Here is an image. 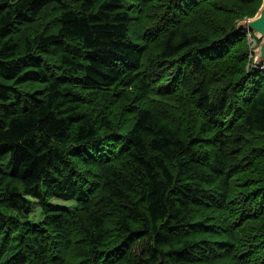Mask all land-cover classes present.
<instances>
[{
	"label": "trees",
	"instance_id": "trees-1",
	"mask_svg": "<svg viewBox=\"0 0 264 264\" xmlns=\"http://www.w3.org/2000/svg\"><path fill=\"white\" fill-rule=\"evenodd\" d=\"M261 1L0 0V264H264Z\"/></svg>",
	"mask_w": 264,
	"mask_h": 264
},
{
	"label": "rangeland",
	"instance_id": "rangeland-1",
	"mask_svg": "<svg viewBox=\"0 0 264 264\" xmlns=\"http://www.w3.org/2000/svg\"><path fill=\"white\" fill-rule=\"evenodd\" d=\"M226 13L228 12V14H226V17H227V23H226V26L228 28L234 26L239 20L245 18V17H250V16H247L250 14H253L255 12V6H249L245 11V16L242 17L240 16L239 14H241V11H237V9L233 10V9H226L225 10ZM238 13V14H237ZM226 17H222V22L225 21V18ZM246 33V41H245V44L247 45V50L250 52V57L253 58L255 57V54H253L251 52V49L255 47V45L257 44V40L255 39V37L253 38V34H251L249 31H245ZM258 67H260L261 69H264V64H261V65H258ZM22 195L24 196V198L27 200V202L29 203V206L31 208V215H30V222L31 223H37L38 220L40 219L41 217V214H40V206L38 205V201L37 199H34L30 194H27V193H22ZM51 202L55 203L56 205L58 206H61V207H65V208H68V209H71L73 210L75 208V204L74 202H67V201H63V200H60V199H51Z\"/></svg>",
	"mask_w": 264,
	"mask_h": 264
},
{
	"label": "water",
	"instance_id": "water-1",
	"mask_svg": "<svg viewBox=\"0 0 264 264\" xmlns=\"http://www.w3.org/2000/svg\"><path fill=\"white\" fill-rule=\"evenodd\" d=\"M234 29L235 31H249L254 35L257 44L251 49V52L255 54L252 65L258 67V65L264 64V0L261 1L253 16L239 20Z\"/></svg>",
	"mask_w": 264,
	"mask_h": 264
},
{
	"label": "bare ground",
	"instance_id": "bare-ground-1",
	"mask_svg": "<svg viewBox=\"0 0 264 264\" xmlns=\"http://www.w3.org/2000/svg\"><path fill=\"white\" fill-rule=\"evenodd\" d=\"M144 1H145V0H144ZM144 1L141 0V2H143V3H144ZM146 1H148V0H146ZM155 1H156V0H155ZM158 1H159V0H158ZM149 2H150V1H149ZM146 3H147V2H146ZM151 3H152V0H151ZM151 3H150V4H151ZM153 3H154V2H153ZM153 3H152V4H153ZM157 3H158V2H157ZM147 4H148V3H147ZM141 6H142V5H141ZM144 6H145V5H144ZM146 6H148V5H146ZM146 6H145V8H146ZM154 7H155V6H154ZM156 8H157V7H156ZM150 9H151V8H150ZM154 10L156 11V9H154ZM154 10H153V12H155ZM145 11H146V10H145ZM159 11H160V10H159ZM159 11H158V12H159ZM139 12H140V11H138V13H139ZM158 12H157V13H158ZM143 13H144V11H143ZM143 13H142V14H143ZM147 14H148V12H147ZM151 14H152V13H151ZM151 14H150V16H151ZM158 14H159V13H158ZM135 15H136V14L132 15V16H134L133 18H135ZM152 15H153V14H152ZM155 15H156V14H155ZM161 15H162V14H161ZM170 15H171V14H170ZM138 16H139V15H138ZM140 17H141V16H140ZM166 17H167V16H166ZM166 17H165V18H166ZM170 17H171V16H170ZM144 18H145V17H144ZM144 18H143V17L141 18V19H142V20H141V21H142L141 23H143ZM152 18H154V17H152ZM130 19H131V18H130ZM138 19H139V17H138ZM149 19H150V18H149ZM149 19H148V20H149ZM158 19H159V18H158ZM139 20H140V19H139ZM145 20L147 21V17L145 18ZM151 20H152V19H151ZM153 20H154V21H157V19H156V20L153 19ZM131 21H132V19L130 20V22H131ZM146 21L144 22L145 25L150 23V20H149L148 23H146ZM175 22H176V21H175ZM127 23H128V22H127ZM167 23H168V22H167ZM130 24H131V23H130ZM130 24L127 25V26L129 27ZM151 24H153V21H152ZM151 24H150V25H151ZM156 24H157V23H156ZM153 25H155V24H153ZM168 25H169V24H168ZM170 25H171V24H170ZM176 25H177V24H176ZM176 25H175V26H176ZM155 26L157 27V25H155ZM155 26H154V27H155ZM161 26H163V25H161ZM173 26H174V25H173ZM163 27H165V26H163ZM167 27H168V26H167ZM146 28H147V27H146ZM149 28H150V27H149ZM151 28H152V27H151ZM151 28H150V29H151ZM169 28H171V26H170ZM169 28H167V29H168L167 32L170 30ZM162 29H163V28H162ZM171 29H172V28H171ZM142 30H143V29H142ZM142 30H140V31H142ZM146 30H147V29H146ZM127 32H128V31H127ZM131 32H132V31H131ZM143 32H144V31H143ZM167 32H165V33H167ZM125 33H126V32H125ZM135 33H137V32H135ZM147 33H148V32H147ZM152 33H153V31H152ZM154 33H155V32H154ZM161 33H162V32H161ZM163 33H164V32H163ZM138 34H139V33H138ZM159 34H160V33H159ZM72 35H73V34H72ZM123 35H124V34H123ZM127 35H128V34H127ZM68 36H69V35H68ZM132 36H133V35H132ZM143 36H144V35H143ZM143 36H142V37H143ZM152 36H153V35H152ZM159 36H160V35H159ZM163 36H164V35H163ZM150 37H151V36H150ZM128 38H129V37H128ZM132 38H133V37H132ZM134 38H135V37H134ZM140 38H141V37H140ZM140 38H139V39H140ZM100 39H101V38H100ZM121 39H122V38H121ZM144 39H145V37H144ZM146 39H147V37H146ZM156 39H157V36H156ZM163 40H164V39H163ZM119 41H120V40H119ZM145 41H146V40H145ZM159 41H161L160 38H159ZM148 42H149V41H148ZM156 42H158V41H156ZM150 43H152V42L150 41ZM154 43H155V42H154ZM145 44H146V43H145ZM139 45H140V44H139ZM151 45H152V44H151ZM151 45H150V48H151ZM147 46H148V45H147ZM145 47H146V46H145ZM100 48H101V47H100ZM141 48H142V47H141ZM54 50H55V49H54ZM146 51H148V50H146ZM51 52H52V51H51ZM140 52H141V51H140ZM48 53H49V52H48ZM103 53H105V52H103ZM140 54H141V53H140ZM147 54H148V52H147ZM121 56H122V55H121ZM94 58H95V57H94ZM96 58H97V57H96ZM102 58H103V56H102ZM127 59H128V58H127ZM135 62H136V61H134V63H135ZM83 64H84V63H83ZM139 64H140V63H139ZM113 65H115V64H113ZM137 65H138V64H137ZM50 68H51V67H50ZM106 68H107V67H106ZM118 68H119V67H118ZM54 69H56V68H54ZM48 71H50V70H48ZM60 71H61V70H60ZM60 71H59V72H60ZM51 73H52V72H51ZM51 73H50V74H51ZM118 73H119V72H118ZM121 73H122V72H121ZM130 73H131V72H130ZM78 75H79V74H78ZM75 76H76V75H75ZM65 77H66V76H65ZM68 77H69V76H68ZM136 77H137V76H136ZM47 78H48V77H47ZM128 80H129V78H128ZM39 81H41V80H39ZM46 81H47V80H46ZM65 81H66V80H65ZM120 81H121V80H120ZM134 81H136V80H134ZM42 82H43V81H42ZM66 82H67V81H66ZM68 82H69V81H68ZM68 82H67V83H68ZM150 82H151V81H150ZM31 83H32V82H31ZM43 83H44V82H43ZM65 84H66V83H65ZM72 84H73V83H72ZM130 85H131V84H130ZM87 86H88V85H87ZM87 86H86V87H87ZM94 86H95V85H94ZM133 86H134V85H133ZM133 86H132V88H133ZM27 87H28V85H27ZM37 87H38V86H37ZM37 87L35 86V88H37ZM70 87H71V86H70ZM105 87H106V86H105ZM46 88H47V87H46ZM74 88H75V87H74ZM134 88H135V87H134ZM69 89H71V88H69ZM72 89H73V88H72ZM100 89H101V88H100ZM141 89H142V88H141ZM24 90H25V89H24ZM89 90H90V89H89ZM26 91H27V90H26ZM38 91H39V90H38ZM78 91H80V90H78ZM78 91H77V92H78ZM85 91H86V90H85ZM104 91H105V90H104ZM83 92H84V91H83ZM96 93H98V91H97ZM122 93H123V92H122ZM35 94H36V93H35ZM72 94H73V93H72ZM89 94H90V93H89ZM106 94H107V93H106ZM134 94H135V93H134ZM37 95H39V93H38ZM43 95H44V93H43ZM83 95H84V93H82V96H83ZM100 95H101V94H100ZM21 96H22V95H21ZM25 96H26V95H25ZM89 96H90V95H89ZM101 96H102V95H101ZM111 96H112V95H111ZM127 96H129V95H127ZM38 97H39V96H38ZM40 97H41V96H40ZM74 97H75V96H74ZM131 97H132V96H131ZM133 97H134V96H133ZM23 98H25V97L23 96L22 99H23ZM35 98H36V97H35ZM44 98H45V97H44ZM81 98H82V97H81ZM20 99H21V98H20ZM22 99H21V100H22ZM76 99H77V98H76ZM91 99H92V98H91ZM93 99H94V97H93ZM101 99H102V97H101ZM14 100H15V99H14ZM87 100H88V99H87ZM102 100H103V99H102ZM25 101H26V100H25ZM93 101H94V100H93ZM99 101H100V100H99ZM136 101H137V99H136ZM9 102H10V101H9ZM31 102H32V101H31ZM76 102H77V101H76ZM80 102H81V101H80ZM97 102H98V101H97ZM111 102H112V101H111ZM28 103H29V102H28ZM78 103H79V101H78ZM9 104H10V103H9ZM22 104H24V101L22 102ZM30 104H31V103H30ZM30 104H29V105H30ZM90 104H91V103H90ZM96 104H97V103H96ZM18 105L20 106L21 104H18ZM25 105H26V104H25ZM25 105H24V106H25ZM91 105H92V104H91ZM110 105H111V104H110ZM21 107H22V106H20V108H21ZM29 107H30V106H28L27 108H29ZM31 107H32V106H31ZM73 107H75V106H73ZM113 107H114V106H113ZM23 108H24V107H23ZM21 109H22V108H21ZM94 109H95V108H94ZM118 109H119V108H118ZM77 110H78V109H77ZM87 110H88V109H87ZM74 111L76 112V109H75ZM78 111H79V110H78ZM88 111H89V110H88ZM77 113H78V112H77ZM59 114H60V113H59ZM56 116H57V115H56ZM125 119H126V118H125ZM92 120H93V119H92ZM119 120H120V119H119ZM121 120H122V119H121ZM106 121H107V120H106ZM120 122H121V121H120ZM136 122H137V121H136ZM136 122H135V123H136ZM129 123H130V122H129ZM94 124H96V121H95ZM162 124H163V123H162ZM63 125H64V124H63ZM122 125H124V124H122ZM130 125H131V124H130ZM133 125H134V124H133ZM124 126H125V125H124ZM97 129H98V128H97ZM108 130H109V129H108ZM92 132H93V129H92ZM93 133H94V132H93ZM70 134H72V133H70ZM9 136H10V135H9ZM69 136H70V135H69ZM69 136H68V137H69ZM92 136H93V135H91V137H92ZM96 136H97V135H96ZM70 137L72 138V136H70ZM81 137H82V136H81ZM84 137H85V136H84ZM84 137H83V138H84ZM19 139H20V138H19ZM53 139H54V138H53ZM79 140H80V139H79ZM85 140H86V139H85ZM12 142H13V141H12ZM90 142H91V140H90ZM15 144H16V143H15ZM83 145H84V144H83ZM87 145H88V144H87ZM94 145H95V144H94ZM111 147H112V146H111ZM58 148H59V147H58ZM112 148H113V147H112ZM60 149H61V148H60ZM109 149H110V148H109ZM81 152H83V151H81ZM5 154H6V152H5ZM8 154H9V153H8ZM108 154H109V153H108ZM7 157H9V155H7ZM97 157H98V156H97ZM88 158H89V157H88ZM87 161H88V160H87ZM77 195H78V194H77ZM38 239H39V238H38ZM25 240H26V239H25ZM37 241H38V240H37ZM21 242H22V241H21ZM40 242H41V241H40ZM19 243H20V242H19ZM23 243H25V242H23ZM23 243H22V244H23ZM31 243H32V240H31ZM35 243H36V242H35ZM17 244H18V243H17ZM21 246H22V245H21ZM34 246H35V245H34ZM13 247H14V246H13ZM25 247H26V246H25ZM34 248H35V247H34ZM32 249H33V248H32ZM28 250H29V249H28ZM24 251H25V250H24ZM15 252H16V251H15ZM25 252H26V251H25ZM34 252H35V251H34ZM38 254H39V253H38ZM42 257H43V256H42ZM42 259H43V258H42ZM13 261H14V260H13ZM20 263H21V262H20Z\"/></svg>",
	"mask_w": 264,
	"mask_h": 264
}]
</instances>
